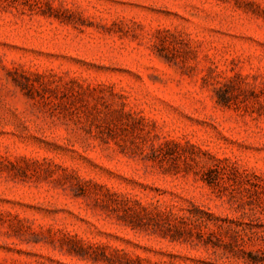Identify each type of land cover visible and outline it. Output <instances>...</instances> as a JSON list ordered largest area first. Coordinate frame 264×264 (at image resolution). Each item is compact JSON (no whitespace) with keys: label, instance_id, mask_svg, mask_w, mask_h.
I'll return each mask as SVG.
<instances>
[{"label":"rangeland","instance_id":"rangeland-1","mask_svg":"<svg viewBox=\"0 0 264 264\" xmlns=\"http://www.w3.org/2000/svg\"><path fill=\"white\" fill-rule=\"evenodd\" d=\"M0 264H264V0H0Z\"/></svg>","mask_w":264,"mask_h":264}]
</instances>
